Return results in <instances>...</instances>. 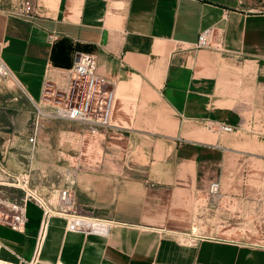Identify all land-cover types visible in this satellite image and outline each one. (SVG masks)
<instances>
[{"label": "crops", "instance_id": "crops-1", "mask_svg": "<svg viewBox=\"0 0 264 264\" xmlns=\"http://www.w3.org/2000/svg\"><path fill=\"white\" fill-rule=\"evenodd\" d=\"M19 9L20 0H0V53L19 86L38 102L47 81L66 86L78 52L93 54L134 164L126 169L122 153L121 168L101 170L100 193L114 194L107 216H48L29 198L22 230L0 221V264H264V245L226 227L215 235L222 225L189 231L203 222L213 181L225 196L218 210L264 198V0H35L31 14ZM207 28L222 50L191 47Z\"/></svg>", "mask_w": 264, "mask_h": 264}, {"label": "rangeland", "instance_id": "rangeland-1", "mask_svg": "<svg viewBox=\"0 0 264 264\" xmlns=\"http://www.w3.org/2000/svg\"><path fill=\"white\" fill-rule=\"evenodd\" d=\"M35 121L34 101L14 77L0 75V215L13 213V204L26 197L49 207L50 215L65 214L70 220L74 216L101 217L114 212L113 192L99 191L101 180L106 182L101 178V170L121 168L122 153L126 169L134 164V156L118 142L115 133L93 136L77 123L43 119L33 144L30 137L35 131ZM90 181L95 185L92 191L86 187ZM67 188L70 199H63L62 191ZM209 201L204 196L201 202L205 205L200 211L203 222L191 225L189 231L205 233L202 229L213 226L217 230L222 225L215 235L223 234L226 227L232 236L264 245V198L253 197L251 206L239 201L222 202L219 210L216 205L214 211ZM218 217L226 218L227 222L218 224ZM9 264H38V261Z\"/></svg>", "mask_w": 264, "mask_h": 264}, {"label": "built area", "instance_id": "built-area-1", "mask_svg": "<svg viewBox=\"0 0 264 264\" xmlns=\"http://www.w3.org/2000/svg\"><path fill=\"white\" fill-rule=\"evenodd\" d=\"M35 9V0H20V9L15 12L19 15L31 14ZM213 28L203 30L198 41L191 44L194 49H215L222 50L221 43L213 41ZM96 58L93 54L78 52L75 62L64 75L67 84L62 88H53V84L47 81L43 96L40 101L35 102L36 121L33 135L30 141L36 144L38 131L42 126L43 119L62 120L79 124L93 136L115 133L119 128L113 122V114L116 104V94L112 84L104 76L97 72ZM0 75L2 77H14L13 73L4 62L0 53ZM33 101V100H32ZM219 130L232 132L235 126L231 124L218 125ZM70 189L62 191L63 199H70ZM207 197L210 203L217 205L225 199L219 181L211 182ZM29 198L21 199L13 204L10 214L1 213L0 220L10 225L13 229L22 230L25 227L26 203ZM36 200V199H35ZM48 213L47 208L36 200ZM47 222L42 223L41 231L46 227ZM72 229H79V225H70ZM22 262L28 263L21 259Z\"/></svg>", "mask_w": 264, "mask_h": 264}, {"label": "bare ground", "instance_id": "bare-ground-1", "mask_svg": "<svg viewBox=\"0 0 264 264\" xmlns=\"http://www.w3.org/2000/svg\"><path fill=\"white\" fill-rule=\"evenodd\" d=\"M81 222V221H80ZM77 223V222H76ZM79 223V222H78Z\"/></svg>", "mask_w": 264, "mask_h": 264}]
</instances>
